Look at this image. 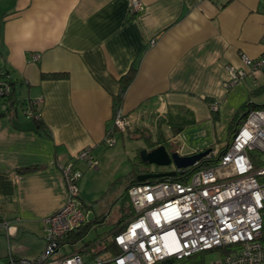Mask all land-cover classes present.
Segmentation results:
<instances>
[{
  "label": "crops",
  "instance_id": "0c3cea01",
  "mask_svg": "<svg viewBox=\"0 0 264 264\" xmlns=\"http://www.w3.org/2000/svg\"><path fill=\"white\" fill-rule=\"evenodd\" d=\"M139 1L142 10L131 13V0H0V71L11 78V109L0 112L4 264L30 258L35 241L39 254L31 259L44 251V219L66 200L62 169L85 148L96 159L105 139L117 136L116 114L134 139L154 143L161 134L170 150L189 156L226 145L229 123L264 86L262 73L225 87L229 69L247 70L243 56L264 57V0ZM131 68L119 103V82ZM208 101L217 105L215 121ZM31 106L42 127L15 129L11 118L30 122ZM182 120L194 123L174 132ZM95 163L75 167L83 175L99 170ZM104 216L92 217L109 225ZM68 246L75 253L79 244Z\"/></svg>",
  "mask_w": 264,
  "mask_h": 264
},
{
  "label": "built area",
  "instance_id": "2783aa9c",
  "mask_svg": "<svg viewBox=\"0 0 264 264\" xmlns=\"http://www.w3.org/2000/svg\"><path fill=\"white\" fill-rule=\"evenodd\" d=\"M131 13L142 10L139 0H131ZM34 56L33 60H38ZM247 70L229 69L225 87L247 77L264 73V57H242ZM11 78L0 71V112L8 110ZM217 111V105H211ZM28 119L33 112L24 113ZM122 113L114 117V130L129 128ZM105 143L112 147L114 137ZM215 167L194 171L185 181L174 177L146 180L128 189L131 214L112 238L108 259L104 255L84 261L86 253L57 256L62 240L83 226L87 215L79 205L78 183L82 172L74 162L63 169L66 200L53 215L44 219L45 249L35 259H10V264H264V110L248 113L228 145L209 151ZM202 158V159H205ZM93 168L91 149L75 157ZM199 162V161H198ZM197 162V163H198ZM196 163V164H197ZM182 170V169H181ZM172 172H179L176 169ZM0 228L8 230L7 222ZM216 252L209 263L204 256Z\"/></svg>",
  "mask_w": 264,
  "mask_h": 264
},
{
  "label": "rangeland",
  "instance_id": "374dc122",
  "mask_svg": "<svg viewBox=\"0 0 264 264\" xmlns=\"http://www.w3.org/2000/svg\"><path fill=\"white\" fill-rule=\"evenodd\" d=\"M264 83V77L260 80V84ZM251 102H254L257 105L264 104V94L254 97ZM167 132V131H166ZM138 135V134H137ZM170 135V132L166 133V136ZM116 146L112 148H106V146H101L99 149L98 155L95 156V160L98 163V169L95 170H86L83 174L82 180L80 181L81 185L79 186V191L84 201V206H90L86 208L89 219L93 216V213L104 214L108 220L109 225L95 224L92 225L91 231L88 233V239L93 238L96 235L103 236L104 233H107L113 226L118 222L120 214V205L119 198L123 195L128 184L127 176L134 170L133 162L135 160L136 152L139 149L145 148L146 150H151L152 146H149V143L144 138L133 139L132 137L125 136L118 132ZM153 143V142H151ZM225 143H220L219 145H224ZM177 153L182 155V151L177 149ZM183 156V155H182ZM260 161L264 162V155L260 156ZM172 165V164H171ZM171 168H174L171 166ZM92 169V168H90ZM169 169V166L168 168ZM116 201V202H115ZM127 199L125 200L126 205H124L125 213L128 206ZM119 208V209H118ZM92 219V218H91ZM94 229L96 231H94ZM39 234V233H38ZM41 236V235H40ZM34 239V238H33ZM39 239L42 241L41 237ZM37 242H33L32 248L34 255L39 254V249L35 245ZM80 246V245H79ZM96 245H91L92 250H96ZM71 252V249L68 245H65L59 250L57 256H63ZM78 252V251H75ZM81 253V252H79ZM27 258V260H31ZM83 260H86L85 256H82ZM219 258V255L216 252H209L204 256L205 262L213 261ZM6 263L5 260L1 259L0 264Z\"/></svg>",
  "mask_w": 264,
  "mask_h": 264
},
{
  "label": "trees",
  "instance_id": "16d2710c",
  "mask_svg": "<svg viewBox=\"0 0 264 264\" xmlns=\"http://www.w3.org/2000/svg\"><path fill=\"white\" fill-rule=\"evenodd\" d=\"M134 75H135V70L133 68H131L130 71L128 72V74L121 78V80L119 82L120 83L119 93L117 94L119 103L122 102L123 97H124L123 94L125 93L126 89L128 88V86H129L131 80L133 79ZM261 94H264V86L259 87L257 89H254L251 92V95H253V96H259ZM9 101L11 103L10 99H9ZM207 104H209V106H211L212 102L208 101ZM10 109H11V107L8 106V110L2 114L9 113ZM256 109L264 110V105H261V106L256 105L255 103L250 102V100L239 109V111L235 114L234 118L232 119V121L228 125V127H229V129H228V142L226 145L219 148L220 151H223V149L232 140L233 135L240 128V125L243 123V121L245 120L248 113L251 112V110H256ZM36 110H37L36 107L31 106L30 111L33 112V118L30 119V122L33 123L34 127L39 129L42 127V123H41L42 121L40 120L39 114L37 113ZM210 113H211V115H214L213 119L215 121L217 118V115H216L217 111L214 112V111L210 110ZM192 123H194L193 120L192 121H183L182 120L178 124L176 123L175 125H172L171 129H173L174 132L179 133L181 130H183L182 128L184 125H190ZM114 132H115V134H118V132H119L120 134H123V135L128 136V137H132L133 139L136 138V134H137V132L135 130L129 131L127 128L122 132H120V131H114ZM137 139H138V137H137ZM114 140L116 143V138H114ZM145 140L147 141V143H149L150 147L152 146L151 150L155 149V147H157V146L163 145L167 148V151L169 150L170 152H172V150L169 149L170 147L168 148V146H167V138L164 135L159 134L158 139L155 140L154 143H151L150 140H148V139H145ZM115 143H113L114 145L112 147L115 146ZM104 144L107 147H109L105 142H104ZM143 149H145V148H143ZM212 149H214V147H211V148L205 149V150H212ZM141 150L142 149H139L136 152L135 160L133 162V165H134V170L132 171L133 173H131L127 176V178H128L127 180H128L129 185L127 186L123 195L119 198L120 211H121L122 215L120 214L117 224L106 233L109 237H107V239H104V241L103 240L99 241V240H101L100 239L102 237L101 235H96L93 238L90 237V239L87 238L88 233L91 231L90 229H92V225L95 224V222H97V221H95L97 218L91 217L92 219L91 218L88 220L86 219V222L83 224V226L74 230V232H72L68 236L64 237L62 240L63 244L70 245V246L74 245V243H78L80 246H78L75 251L86 253V255H88V257L86 258V261H88L89 263H90V261H92L93 258H95L97 256L104 255L103 253H107V254L110 253L109 251L112 249V242L111 241H112L113 236L117 233L119 228L127 221L128 217H129L128 215L131 214L132 209H131V205L129 204L130 201H129V198L127 196L126 191H128V189L130 187H132L133 185L142 184V183L138 182L137 177L139 175H143L146 172H150V170L153 168L152 166L143 164L141 162L140 155H139V152ZM148 151H150V150H148ZM92 160L95 162L93 157H92ZM71 162L76 163L77 161H75L73 159ZM216 165H217V162L214 159H206V158L201 159L197 164H194L193 167L188 168V169H182L181 171L177 172L176 176H175V180L186 182L189 179V176L191 174H193L194 171H197L199 169L209 168V167H215ZM36 169L37 168H35V169L34 168H28V169H24L23 172L24 173L32 172V171H35ZM81 180H82V178H81ZM159 180L165 181L166 179L161 178ZM80 181L78 183V188L80 186ZM126 199L128 201L127 204L129 206V208H127V211L125 213L124 209H126V208H124V205H126V204H124V203H125ZM78 206H80L83 209V211L85 212V214H87L86 207L83 206V204L81 202H79ZM97 243L99 244V248L96 250H92V247H90V246L96 245ZM106 259H108V255L107 256L104 255V260H106ZM13 260H16V259H13Z\"/></svg>",
  "mask_w": 264,
  "mask_h": 264
},
{
  "label": "water",
  "instance_id": "95a60500",
  "mask_svg": "<svg viewBox=\"0 0 264 264\" xmlns=\"http://www.w3.org/2000/svg\"><path fill=\"white\" fill-rule=\"evenodd\" d=\"M12 126L20 131H34V125L31 122L20 123L15 117L11 118ZM210 150H204V152H195L189 156L179 155L177 152L169 150L163 145L155 147L150 151L143 149L139 152L141 162L146 165H151L154 167H165L167 168L169 165L175 167L177 171H181V169H188L193 167L198 161L202 158H205L210 152ZM175 172L169 173H157L156 174H144L139 175L137 177L138 182L144 183L146 180H157L161 178H169L174 177Z\"/></svg>",
  "mask_w": 264,
  "mask_h": 264
},
{
  "label": "flooded vegetation",
  "instance_id": "af4514ba",
  "mask_svg": "<svg viewBox=\"0 0 264 264\" xmlns=\"http://www.w3.org/2000/svg\"><path fill=\"white\" fill-rule=\"evenodd\" d=\"M171 166L172 165H169V169H167L168 167L165 168V167H154V166H152L153 168L150 170V172H146L144 174H156L157 175V173H169V172H172L175 170V167L173 166L174 168H171Z\"/></svg>",
  "mask_w": 264,
  "mask_h": 264
}]
</instances>
